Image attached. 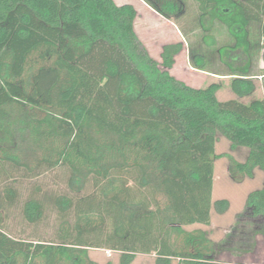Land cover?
I'll use <instances>...</instances> for the list:
<instances>
[{
	"label": "trees",
	"instance_id": "obj_1",
	"mask_svg": "<svg viewBox=\"0 0 264 264\" xmlns=\"http://www.w3.org/2000/svg\"><path fill=\"white\" fill-rule=\"evenodd\" d=\"M142 1L174 23L195 4L205 47L182 30L190 63L228 78L235 98L219 101L220 83L173 77L183 45H164L155 60L131 4L0 0V264H94L95 249L119 253V264L139 254L233 264L217 255L242 257L264 239V183L218 243L184 229L229 209L212 201L214 162L227 156L215 152L218 136L247 150L232 174L264 175V0ZM257 80L263 97L241 102ZM47 225L55 238L42 237Z\"/></svg>",
	"mask_w": 264,
	"mask_h": 264
},
{
	"label": "rangeland",
	"instance_id": "obj_2",
	"mask_svg": "<svg viewBox=\"0 0 264 264\" xmlns=\"http://www.w3.org/2000/svg\"><path fill=\"white\" fill-rule=\"evenodd\" d=\"M117 5L131 4L137 11V18L135 20V31L144 45L148 50L149 54L157 61H160L161 49L164 45L181 43L183 50L175 57V62L169 73L187 85L194 88L206 87L210 83H220L222 88L217 93V99L219 101H226L235 98L229 89V79L220 76L213 75L208 72L200 71L195 69L189 60V50L182 30L189 31L193 30V35H190V43L192 48L201 50L203 49L204 43L199 38L202 30L200 29V21H198V12L195 4L192 2L187 3V11H184L183 17L179 22L174 23L160 18L151 12L140 0H114ZM203 25L209 27V21L203 20ZM181 31V32H180ZM213 34L217 35L215 31ZM188 42V43H189ZM189 43V44H190ZM209 56H216L213 51L208 53ZM223 59L227 60L232 65H241L243 63V55L241 52H228ZM261 67L264 68V63H261ZM256 90L251 97L241 99L243 103H247L252 99L262 98L263 93L260 86V80L256 82ZM216 154H224L226 157L217 159L214 162V179H213V190H212V201L226 199L229 201V209L223 215H218L214 210L211 212V223L210 226H202L194 224L192 226L184 227L186 231L203 230L208 234V238L213 243L221 241L227 232L231 229L236 214L242 211L245 203V199L249 193L263 186V173L254 170V176L250 180L244 175L239 173L230 172V162H244L247 156V150L245 148H238L234 151L229 149V142L218 136V141L215 148ZM51 178L46 179L51 181ZM58 180L62 181V176L57 173ZM50 177V176H48ZM47 177V178H48ZM44 181V180H43ZM50 184V183H49ZM48 184V185H49ZM50 185L48 187H51ZM55 225H47L42 229V237L55 238L51 229ZM88 256L94 264H119V253L112 252L105 249L89 250ZM154 255H136L132 264H154ZM217 260L222 263H240V264H264V241L261 239L257 240V247L254 250L252 256L249 257H236L231 253L224 252L217 255ZM172 264H178L177 260L173 261Z\"/></svg>",
	"mask_w": 264,
	"mask_h": 264
},
{
	"label": "crops",
	"instance_id": "obj_3",
	"mask_svg": "<svg viewBox=\"0 0 264 264\" xmlns=\"http://www.w3.org/2000/svg\"><path fill=\"white\" fill-rule=\"evenodd\" d=\"M151 12H153L155 15H157V16H159L160 18H162L160 15H158L154 10H152L149 6H147L142 0H140ZM162 19H164V18H162ZM164 20H166V19H164ZM169 21V20H168ZM258 170V169H257ZM258 172H260L259 170H258ZM263 177V181H264V175L262 176ZM213 179H214V177H213ZM252 179V178H251ZM250 179V180H251ZM264 183V182H263ZM258 239H261L262 241H264V239L262 238V237H257V240ZM257 247V246H256ZM254 253V251L253 252H251V253H248V254H245V255H243V257H249V256H252V254Z\"/></svg>",
	"mask_w": 264,
	"mask_h": 264
}]
</instances>
